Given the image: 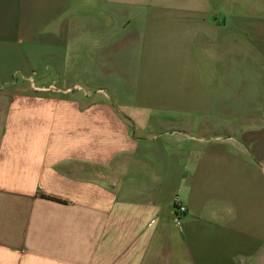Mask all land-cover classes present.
I'll return each mask as SVG.
<instances>
[{
  "label": "crops",
  "instance_id": "1",
  "mask_svg": "<svg viewBox=\"0 0 264 264\" xmlns=\"http://www.w3.org/2000/svg\"><path fill=\"white\" fill-rule=\"evenodd\" d=\"M219 3L0 0V264H264L262 89Z\"/></svg>",
  "mask_w": 264,
  "mask_h": 264
},
{
  "label": "rangeland",
  "instance_id": "2",
  "mask_svg": "<svg viewBox=\"0 0 264 264\" xmlns=\"http://www.w3.org/2000/svg\"><path fill=\"white\" fill-rule=\"evenodd\" d=\"M228 20L229 41H218L214 52L233 67L245 68V85L259 86L264 102V0H218ZM199 52L200 49H197ZM217 67V64L215 65ZM235 85L241 79L235 76Z\"/></svg>",
  "mask_w": 264,
  "mask_h": 264
},
{
  "label": "built area",
  "instance_id": "3",
  "mask_svg": "<svg viewBox=\"0 0 264 264\" xmlns=\"http://www.w3.org/2000/svg\"><path fill=\"white\" fill-rule=\"evenodd\" d=\"M176 207H177L176 212H177L178 216H182V215L187 213L186 206H183L180 203H176Z\"/></svg>",
  "mask_w": 264,
  "mask_h": 264
},
{
  "label": "trees",
  "instance_id": "4",
  "mask_svg": "<svg viewBox=\"0 0 264 264\" xmlns=\"http://www.w3.org/2000/svg\"><path fill=\"white\" fill-rule=\"evenodd\" d=\"M175 208H177V207H175Z\"/></svg>",
  "mask_w": 264,
  "mask_h": 264
}]
</instances>
